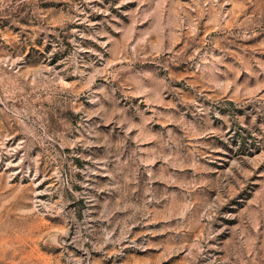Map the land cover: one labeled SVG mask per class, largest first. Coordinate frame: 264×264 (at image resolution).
I'll return each instance as SVG.
<instances>
[{"label":"rangeland","instance_id":"obj_1","mask_svg":"<svg viewBox=\"0 0 264 264\" xmlns=\"http://www.w3.org/2000/svg\"><path fill=\"white\" fill-rule=\"evenodd\" d=\"M0 264H264V0H0Z\"/></svg>","mask_w":264,"mask_h":264}]
</instances>
